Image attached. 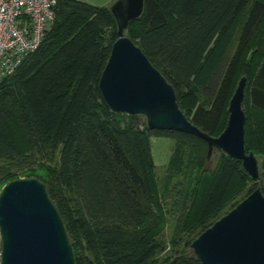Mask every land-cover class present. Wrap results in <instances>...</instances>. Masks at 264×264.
Segmentation results:
<instances>
[{
  "label": "trees",
  "instance_id": "obj_1",
  "mask_svg": "<svg viewBox=\"0 0 264 264\" xmlns=\"http://www.w3.org/2000/svg\"><path fill=\"white\" fill-rule=\"evenodd\" d=\"M116 30L109 6L56 0L37 50L0 83V189L41 181L75 264H201L193 240L256 188L264 195V177L216 150L210 166L198 137L113 113L98 82ZM125 36L210 136L225 129L244 77V148L264 159V0H144ZM152 135L173 141L162 180Z\"/></svg>",
  "mask_w": 264,
  "mask_h": 264
},
{
  "label": "water",
  "instance_id": "obj_2",
  "mask_svg": "<svg viewBox=\"0 0 264 264\" xmlns=\"http://www.w3.org/2000/svg\"><path fill=\"white\" fill-rule=\"evenodd\" d=\"M144 0H115L109 11L117 39L101 73L98 89L113 113L143 116L152 131H176L202 139L206 161L213 150L241 162L253 180L264 177V159L244 148L242 110L246 79L240 78L228 102L227 122L218 137L192 125L178 108L173 87L156 70L125 31L143 11ZM0 264H75L61 217L45 185L19 178L0 192ZM190 248L201 264H264V195L253 190L233 209L193 240Z\"/></svg>",
  "mask_w": 264,
  "mask_h": 264
},
{
  "label": "built area",
  "instance_id": "obj_3",
  "mask_svg": "<svg viewBox=\"0 0 264 264\" xmlns=\"http://www.w3.org/2000/svg\"><path fill=\"white\" fill-rule=\"evenodd\" d=\"M56 0H0V83L39 47Z\"/></svg>",
  "mask_w": 264,
  "mask_h": 264
},
{
  "label": "rangeland",
  "instance_id": "obj_4",
  "mask_svg": "<svg viewBox=\"0 0 264 264\" xmlns=\"http://www.w3.org/2000/svg\"><path fill=\"white\" fill-rule=\"evenodd\" d=\"M83 2H86L91 5H96V6H110L115 0H80ZM145 122V118L143 116H138L137 119L133 120L132 123L135 124L138 127H142ZM173 146V141L167 137V136H162V135H152L149 137V150H150V157L153 162V164L156 167V174L157 178L159 180H162L163 177V168L167 165L170 155H171V150ZM213 155L210 156V166H212L215 162V156ZM209 159L206 161L208 162ZM261 159H258L260 161ZM3 188V187H2ZM0 189V192L2 190ZM162 238L164 240H167L169 238V232L165 231L163 233Z\"/></svg>",
  "mask_w": 264,
  "mask_h": 264
}]
</instances>
